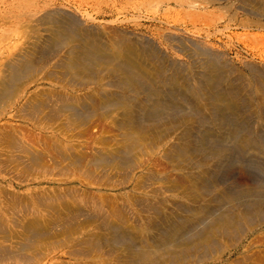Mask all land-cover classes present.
I'll return each instance as SVG.
<instances>
[{
  "label": "bare ground",
  "instance_id": "obj_1",
  "mask_svg": "<svg viewBox=\"0 0 264 264\" xmlns=\"http://www.w3.org/2000/svg\"><path fill=\"white\" fill-rule=\"evenodd\" d=\"M0 264H264V0H0Z\"/></svg>",
  "mask_w": 264,
  "mask_h": 264
}]
</instances>
